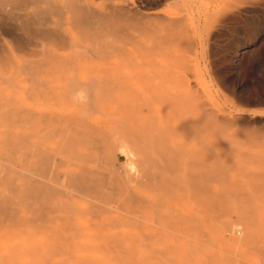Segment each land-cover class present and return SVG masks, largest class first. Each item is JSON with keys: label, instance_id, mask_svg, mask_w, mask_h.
<instances>
[{"label": "rangeland", "instance_id": "1", "mask_svg": "<svg viewBox=\"0 0 264 264\" xmlns=\"http://www.w3.org/2000/svg\"><path fill=\"white\" fill-rule=\"evenodd\" d=\"M129 2L134 3V8L137 7L136 9L139 10L141 17H144L139 23L153 29L154 33L149 30L152 32V35H158L160 39V36L166 39L167 37L170 39L173 36L176 39H174L175 41L171 39L172 43L170 40V43L167 40V43L164 44L165 46H161L158 43L160 39L154 36L158 44L156 45L155 42H152L153 36L150 38L151 34H149V31L147 35V31L129 29V34L133 39H130L131 41L129 43L117 42V44L124 46V48L122 47L124 49L123 52L127 56H123V54L121 55L116 51V53L113 51L112 53L110 52V55L108 53L111 60L119 61L120 59L121 62H125V60L123 61L124 58L131 60V63H126L120 70L124 75V87L120 86L112 89V96H110L109 101H104L102 104L97 103L99 101L97 94L105 92L107 87L91 88L90 93L92 92V95L86 97L85 101L89 103L96 102L97 105L95 104V108L87 110L86 113L88 115H86L96 123H107L109 127L113 121L119 122L124 116L117 109L116 103L126 102L129 105H136V110L131 117H137L140 120L145 119V121L148 118L156 126L168 124L170 128L164 133V141L160 144L158 142V145L149 146V148H145L147 145L143 146L142 148L144 149L137 148L139 144L145 142L142 135L131 140L128 128L118 127L114 132L109 129L108 141L115 146L113 150L115 160H110L111 162L109 161L108 164L101 161L100 167L105 172V176L111 177L117 175L118 179L124 180V183L120 185H108V187L112 186L114 190L112 191L111 188L107 189L112 192L110 193L111 200L109 199L106 202L97 200L95 193L90 195L88 193H75L76 196L70 201L73 202L74 200V205L83 211L90 205L89 201L91 205L95 202L96 204L98 203L97 205L101 203L100 205L107 207L106 211L109 209L108 212L110 214L118 215L117 217L119 218L120 216L122 218L123 214V217L127 219V216L130 217L132 214L130 212L127 213L126 209L122 207L125 201L121 200V195L119 197L118 189L120 187L126 188L136 198L144 199L145 201L143 203L144 205L146 204L145 207L149 210L143 211V207V209L141 208L142 211L140 210L136 213L138 215L137 220L140 218L138 221H140L139 223L141 225L138 224L141 230L139 229V231L143 233L140 234L141 232L132 229V226L121 225L122 223L117 226L126 233H139L141 241L137 242L140 245L137 246L136 256L140 255L139 257H144L140 264H161L160 262L164 261L165 258H171V261L168 259L170 262L175 260V264H232L233 261L234 264H264V259L261 258L262 260H260L259 258L261 255L250 247L253 244L256 245L255 243L258 242V245L260 247L263 245L262 247L264 248V0H129ZM155 15L176 19L179 21V25L173 28L172 33L169 30V33H167V30L163 28V24L156 21H147L148 18H153ZM139 43L142 44L138 47L140 45ZM153 43L157 47L152 46ZM166 52L168 55H172V58ZM62 54H67V51H63ZM65 73L69 75L71 71L67 69ZM85 74L86 71L84 70L75 71L76 77L80 79L84 78ZM27 82L24 81L23 84H29ZM126 92H131L136 98L133 97L134 95H127ZM137 95H139V100L137 99ZM164 101L168 103L165 104ZM200 104H202V108L204 107L201 112L197 109V106ZM83 105L87 106L84 103L77 108L80 114L85 115V107ZM185 117H188L190 121H199L198 119H200V124L201 122L204 123L203 129L205 130L202 129L203 131L201 133L204 139L203 137L201 138L207 145L204 144L202 147V142L200 145L198 144L197 140L201 138H197V140V136L194 138V135L191 133V125L188 124L191 129L188 125V129H182L179 126V123ZM190 121L189 123L192 124V121ZM209 123L212 126L208 125ZM185 131L186 134L184 133ZM211 140H214L216 143H213ZM165 145L168 147V150L164 149ZM122 148L127 153L130 152L128 153L129 155L127 154L128 156L124 152H121ZM195 152L204 157L203 159L206 161L207 167H213L214 172L220 168L218 175L220 179L218 177L212 178L208 182V186L212 192L214 191V195L217 192L223 193H220V196L217 195L220 199L223 198V201L224 199L226 201L224 203H222V200L219 202V204L222 203L220 204L221 206L219 205V209L223 211V207L230 208L229 210L227 209V214L222 213L224 214L222 217L218 215L214 216L217 220L213 219V217L209 219L211 213L206 212L207 209L204 211L202 208H197L196 206H202L197 205L196 201L195 206L194 200L193 202L191 200V193L187 191L188 187H184L185 184H182L184 190L178 188L174 182L170 183L172 188L171 186L169 188L168 186L170 184L167 186V183L165 184L168 188H165V186L161 187L162 185L158 184L160 182L154 184L156 181L153 178H155V173H157L154 169L155 163L154 165H152L153 163L150 165L148 162H145V159L147 160V157L151 156L158 159L157 164L159 165H162V163L166 165V160H168L167 168L166 166L164 168L165 170L167 169L166 171L161 169L163 167L157 168L162 170L161 172L159 170L162 178L166 177L165 175L168 176L169 171V176L171 177L168 178L171 181L172 179L170 178H173L174 175L175 179L177 176L179 179L182 178L184 171L187 170L184 167L187 163L188 155ZM159 153L167 159L163 160ZM94 155L99 158L104 157L103 152H97ZM58 157L60 161L53 168L50 175L52 179H56V176L61 177L71 167L70 161L72 158L69 151L60 153ZM205 157H209L210 159L208 158L206 160ZM28 163L29 161L15 166V168L25 170ZM129 163L132 164V167H130ZM114 169L116 171H113ZM143 171L147 173L145 174ZM150 171L153 172L154 176L152 172L149 174ZM171 171L175 173L172 174ZM240 171L247 173H245L246 178H244V172L242 173ZM252 173L254 175L256 174V176H253ZM160 176L159 179L161 178ZM156 177L158 178V175ZM213 180L216 182H212ZM233 184H235V187ZM257 185L258 187H256ZM179 186L181 187V184ZM252 187L256 188L253 189ZM160 190H163V192ZM189 190L192 192L190 188ZM165 191L166 193H170L163 194ZM241 191L244 194L248 193L247 195L249 197L244 198L246 194H242ZM238 192H241L239 193L241 198ZM159 196L161 199L164 197V199L160 200ZM158 197L159 199L155 200ZM193 197L197 199L195 196ZM252 198L253 200H251ZM61 199L70 203L69 199L66 200L63 197ZM150 201H154L153 203L158 202V205L160 203L161 206L156 207L157 204L150 203ZM216 202L218 203V200ZM20 206L16 208V213L23 219L25 218L24 220L29 222L30 225L20 221L17 224L22 223L21 225L14 224L12 226L13 224H11L10 226L7 225V220L3 221L0 219V260L3 261L0 264H46L50 260L53 262L64 258L61 253L53 255L47 252L49 249L47 245L50 239H48L49 242L44 243L47 247L42 246L43 241L45 242L47 240L50 233L49 230L51 229L48 230V228L58 227L57 225L62 221L58 220L56 216H65L64 211L56 208L53 211L51 209L47 210V213L45 212L47 217L45 216V218L49 220L41 221V219H34L31 210L25 204H23L24 208ZM248 206L252 207L250 210L253 213L247 214ZM26 207L27 209H25ZM243 208H246L247 211H244ZM78 211L76 213L80 214L81 211ZM152 211L155 212L152 213ZM85 213L86 216H83L84 219L80 217L82 213L78 218L75 215L78 223H84V220L88 216V212ZM157 214L162 215V217L165 216L166 218H163V220L158 219L160 222L158 220H152L151 217L153 219L158 218ZM168 214L182 215L183 220L187 219L189 221L188 223L186 220L182 222L183 226L181 230L185 226L187 228L193 226L197 227V231L195 232V228L191 230L186 228L188 231L183 230L186 232L184 233L179 230L180 227L179 229L173 227L172 229L175 230L173 232L171 227H163L161 221L165 223V220L170 216ZM187 216L195 217V221L192 218V221L195 223L191 222V224V217L186 218ZM159 217L162 218L161 216ZM237 217L240 221L244 219L245 223L242 227L251 229V232L256 236L255 240L252 239L246 242L249 244L254 241L255 243L246 245L247 243L244 241V245L242 244V240L239 241L242 235V228H240L241 224L237 226L239 221L234 219ZM245 217L248 218L246 219ZM153 221L156 222L153 223ZM220 221H223V223ZM228 223L233 224L230 226ZM118 228L113 230H118ZM157 231L161 232L163 236L158 234ZM197 232L199 234L203 232V234H200V236ZM174 233L177 234L175 235ZM157 236L159 238H156ZM208 240L211 245L208 243ZM30 242H33L34 245L31 248ZM34 243L38 244L35 245ZM35 246H38V248ZM146 246H148L146 250L149 248L148 252L145 250ZM154 247L157 250L162 248V250H158L162 256L155 252L156 249L154 251L152 250ZM27 248H30L29 251L32 252L29 255L26 253L28 251ZM23 249L27 251L25 252ZM186 251H189L190 256L185 254L187 253ZM34 252H37L38 255L31 257L30 255H33ZM150 253L151 256L154 253L153 255L155 257H150L148 255ZM72 254L87 257L90 264H104L108 261L104 257L105 255L99 251H74ZM47 255H50V260L48 261H46V258H48ZM33 257L37 258V260H33ZM52 262L50 264H53ZM76 262L78 263V261ZM174 263L172 262V264Z\"/></svg>", "mask_w": 264, "mask_h": 264}, {"label": "bare ground", "instance_id": "2", "mask_svg": "<svg viewBox=\"0 0 264 264\" xmlns=\"http://www.w3.org/2000/svg\"><path fill=\"white\" fill-rule=\"evenodd\" d=\"M136 8H134V3L129 2V0H98V2L97 0H0V183L2 182V184H0V219L3 221L7 220V225L10 226L11 224H13L12 226H14V224L21 225L22 223L17 224L20 221L29 224V222L24 220L25 218L23 219L19 216V214L16 213V208L19 205L23 206V204H25V206L31 210V214H33L32 216H34V219H41V221L49 220L48 218H45V212L47 210L51 209L53 211L56 208L58 210L60 209L64 211L65 216H56L57 219L61 220L62 222L57 225L58 227L48 228V230L51 229L49 230L50 236L48 235V238L46 237L48 234L47 232L45 236L47 240L45 242L43 241L42 243V246H46L44 243L50 239V242L48 241V247L46 246L49 248L47 252H50L53 255H56V253H61L64 258L52 262L49 259L50 255H47V260L45 258L44 259L46 261H50L49 263H46L44 260L46 264H50L51 262L53 264H90L87 257L75 256L72 254L74 251H99L105 255L104 257H106V260L108 259V261H106L104 264H140L144 258L143 256L139 257L140 255L136 256L137 246L140 245L137 242L141 241L139 233H126L117 227L122 223L121 225L132 226V229L134 230H141V224L139 223L140 221H138L140 218L137 220L138 215H136V213H138L140 210L142 211L143 207V211L149 210L146 209V204L144 205L143 203L145 201L144 199L142 200V198H136L134 194H132L126 188L120 187L118 189L119 197L121 195V200L125 201L123 202L124 206L122 207L126 209L127 213L130 212L132 214L130 217L127 216V219L123 217V214L122 218L121 216L119 218L117 217L118 215L115 216V214H110V212H108L109 209L106 211L107 207L100 205L101 203L97 205L98 203L96 204V202L93 203L91 201L94 204L91 205L89 201L91 206L89 205V207L87 204V211L86 209L83 211L74 205V200L73 202L70 201L74 198V196H76L77 193H88V195L95 193L97 200L99 199V201L103 200L106 202L110 199V193L114 190L112 186L108 187V185H120L121 183H124V180L122 181L118 179L117 175H115L116 177L114 175L111 177L105 176V172H103L100 167L101 161L108 164L110 160H115L113 154L115 146L113 143L108 141L109 129L114 132L118 129V127L128 128L130 131L131 140L142 135L143 139H145V142H142L137 146V148L141 149L146 145L147 146L145 148H149V146H155L158 142L160 144L162 141H164L163 137L165 131L170 128L168 124L156 126L154 122L148 118L145 121V119L140 120L139 118L137 119V117H131L136 110V105H129L126 102L116 103V106L118 107L117 109H119L124 116L119 122L113 121L109 127L107 123L99 124L92 121L88 118V114L86 113L87 110L95 108L94 106H96L97 103L102 104L104 101H109L110 96H112V89L120 86L124 87V75L120 70L126 63H131V60L129 58H124L123 61L125 60V62H121L120 59L118 61L111 60L109 58L110 52L112 53V51H116L121 55L123 54V56L126 54L123 52L124 46H122V44H120V46L117 44V42L129 43V41L133 39L129 34V29L144 32L147 31V35L149 30L154 33L151 27L147 25H141L139 23V21L144 19V17H141L139 10ZM147 21H156L163 24V28L167 30V33H169V31L172 33L173 28L179 25V21L176 19L160 17L158 15L153 16V18H148ZM152 32L149 31V34ZM154 36L157 39L160 38L155 34L150 35V38L153 40L151 41L156 43L157 40ZM160 37L161 39L158 41V43H160L161 46L166 44L167 40L169 42L171 39L172 41H175L174 39H176V37L173 38V36L170 39L167 36V39L163 36ZM155 43H153L152 46L157 47L156 45L158 44L156 43L155 45ZM139 44L140 45H138V47L141 46L142 43ZM63 51H67V54H62ZM168 56L172 58V55L169 54ZM67 69L71 71V74L67 75L65 73V70ZM77 70L86 71L84 78L80 79L76 77L75 71ZM24 81H28L29 84L24 85ZM94 87H107V90L97 94L100 102H86L85 98L92 95V92L90 93V89ZM126 93L129 96L134 95L131 92ZM138 96L139 95H137V97ZM133 97H135V95ZM137 99L139 100V97ZM83 102L87 105H83V107H85V115L80 114L77 108L78 106L84 104ZM166 103L168 102H165V104ZM201 106L202 104L197 106V109L200 112L204 108ZM188 120L189 118L185 117L183 121L179 123V126L182 129H188L190 127L189 125H191V133L194 135V138L197 136V140V138L200 139L203 137L201 133L203 130H205L203 129L204 123L201 122L200 124L201 120L198 119L199 121L191 120V124L189 123L190 120ZM210 123L208 125L212 126ZM187 125L189 127H187ZM213 126L215 127V125ZM184 133L186 134V131ZM203 139L201 138V141L197 140L199 145L202 142V147L204 144H206ZM211 141L213 143L215 142L214 140ZM164 149L168 150V147L165 145ZM66 151L70 152V156L72 158L70 161L71 167L67 169L61 177L55 175L56 179H52L50 175L53 171V168L55 167L56 163L60 161L58 156L60 153H64ZM97 152H103L104 157L99 158L95 156L94 153ZM121 152H124L126 155L130 153H127L123 148L121 149ZM196 152L188 155L186 163L187 166L185 165L184 167L185 170H187L184 171V174L181 172L183 174L182 178L179 179L177 176L175 179L174 175L173 178H170L172 179L171 181L168 178L171 177L169 176V171L168 176L165 175L166 177L164 178L160 176V172L162 171L161 169H164L168 164V160H166L167 158L161 154L162 152L159 153V155L161 158H163V160H166V165H164L165 163H162V165L157 164L158 159L152 156L147 157L145 162H148L150 165L152 163V165H154L155 163L154 169L157 173L154 172L155 176L152 171L149 173L151 174L152 172L153 176L155 177L153 178V180L155 179L156 181L154 184L160 182L158 184H161V187L165 186V188H170V183L172 182H174L178 188H182V184H185L184 187L187 186V191L191 193L192 202L194 200V204L196 201V204L201 205L202 207H198L196 204L195 206L197 208H202L204 211L207 209L206 212L211 213V217H209V219H212V217L215 219L214 216L217 215L222 217L225 213L227 214L226 211H228L230 207H223V211L220 210V204L224 203L225 199L223 201V198L220 199V197L217 195L220 196V193L222 192H217L216 195H214V191L212 192L208 186V182L211 181L212 178L218 177L220 168L217 169L218 171L216 170V172H214V168L208 166L211 169L213 168L212 171L207 167L206 161L203 159L204 157L199 155V153L196 154ZM208 158H206V160ZM28 161L29 163L25 170L15 168V166L22 165V163H27ZM131 163H129L130 167H132ZM157 167L163 168L158 169ZM166 170L164 169L163 171ZM113 171L116 170L114 169ZM243 172L242 173L244 175L246 172ZM144 173L146 174L147 172ZM171 173L173 174L175 172L171 171ZM246 174L244 175V178H246ZM157 175L158 178L156 177ZM159 176L161 177L160 179ZM253 176H256V174H253ZM212 182L216 181L213 180ZM165 183H167V186L169 184L170 185L167 187ZM180 184L181 187L179 186ZM233 185L235 187V184ZM256 187H258V185ZM256 187L252 188L254 189ZM109 188H111V192L110 190H107ZM189 188L192 190V192L189 190ZM160 191L163 192V190ZM241 192L244 194L243 191ZM241 192H238V194ZM169 193L170 192L166 193L165 191L163 194ZM245 194L246 196H244V198L247 196L249 197V195H247L248 193ZM192 195L197 199H195ZM61 197L65 198L66 200L69 199L70 203L64 199L63 201ZM159 197L155 198V200H158ZM163 199L160 197V200ZM216 200H218V203ZM221 200L222 203L219 204ZM251 200H253V198ZM85 201L87 202V200ZM153 202L154 201H150V203ZM153 204H157L156 207L161 206L160 203L158 205V202ZM27 207L25 209H27ZM250 208L252 207L247 209V214H251L252 210H250ZM77 209L81 211L80 214L82 213L84 215L78 214L79 211ZM245 210L246 208L244 211ZM77 211L78 213H76ZM85 212H88L86 220H84V223H78L76 219L79 217V215L82 218L83 216H86ZM154 212L155 211H152V213ZM146 214L148 215L147 212ZM169 215L170 214H168V216ZM239 215L242 216L241 214ZM157 216V219H153V217H151L152 220H163V218H166L164 215V217L158 214ZM190 217L191 216H187L186 218ZM192 218L194 219L195 217H191L190 223H195L194 221L196 218L194 221H192ZM237 218H234L239 221L237 226L241 224L240 228H242V235L239 241L242 240V244L245 245L244 241L246 242L252 239L255 240L256 236L251 232V229L242 227V225L245 223L244 219L243 221H240L239 218ZM245 218L247 219L248 217ZM185 220L187 223L189 222L187 219ZM185 220H183L182 215L180 216L178 214H173L165 220V223L163 221H161V223H163V227H171V229L173 227H177L179 229L180 227L179 230H181L183 226L182 222H185ZM155 222L153 221V223ZM221 223H223V221ZM229 223L228 225L230 226L233 224ZM40 225L42 226V224ZM146 227L148 228L147 225ZM115 228H118V230H113ZM183 228V230H186V232L194 228L196 229L195 232L197 231V227L193 226L189 228L185 226ZM236 229L239 230L238 228ZM173 230L174 229H172V231ZM151 231L153 232L152 229ZM139 232H141L140 234L143 233L142 231ZM231 232L233 231L231 230ZM158 234H161V232H158ZM197 234L199 233L197 232ZM200 234L202 235L203 232ZM161 235L159 236L161 237ZM146 236H148V234H146ZM159 236L156 238H159ZM33 242H30V248L32 247ZM208 243L210 244L209 240ZM250 243L255 242L253 241ZM34 244L37 245L36 243ZM141 244L143 243L141 242ZM249 244L247 243L246 245ZM255 244L256 245L253 244L250 247L263 256L259 257L260 260H262L261 258L264 259L263 245L260 247L258 242ZM148 246L145 247V250ZM36 248H38V246ZM29 249L27 248L28 251L26 249L23 250H25V252L27 251L26 253L29 255L32 253L29 251ZM154 249H156L155 252L162 256V254L158 252V250H162V248L158 250L155 247L152 248L153 251ZM23 250L22 252L24 253ZM146 251L148 252L149 248ZM223 251H225V249H223ZM161 252L163 253V251ZM187 253L185 254L188 256L189 253ZM34 254H31L30 256L36 257V255H38L37 252H34ZM153 254L152 256L151 253L148 255L153 257ZM236 255L240 256L239 254ZM35 257H33V260H37ZM165 259L164 261L168 260L169 258L166 260ZM186 259L188 258L186 257ZM169 260L167 262L161 261L163 263L170 264L175 262L174 258V261L172 262ZM1 261L2 260H0V262ZM76 261H78V263ZM182 261L184 260L182 259ZM162 262L160 263L163 264ZM232 264H234V261Z\"/></svg>", "mask_w": 264, "mask_h": 264}]
</instances>
